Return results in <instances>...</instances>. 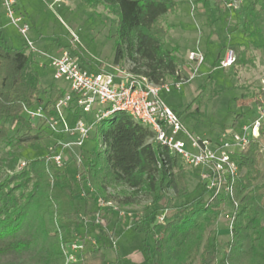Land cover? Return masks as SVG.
Wrapping results in <instances>:
<instances>
[{"label": "trees", "instance_id": "1", "mask_svg": "<svg viewBox=\"0 0 264 264\" xmlns=\"http://www.w3.org/2000/svg\"><path fill=\"white\" fill-rule=\"evenodd\" d=\"M83 1L90 6H103L115 18L113 65L128 61L133 65L129 69L132 74L153 83L176 76V50L164 49L165 30L159 26L162 17L176 12L173 0ZM261 8L264 11V0ZM254 13L252 7L255 18ZM33 55L24 44L18 50L0 40V140L9 139L6 121L23 125L25 131L14 140L19 148L33 147L47 138L64 140L62 135L53 138L39 124L32 128L33 123L23 114L24 108L36 105L47 110L64 94L57 84H41L32 69ZM259 95L264 102V91ZM257 103L262 107L260 139L250 140L237 157L239 178L233 184L230 201L210 194L204 198L205 191L180 206L167 223H156V210L135 217V224L142 225L154 238L152 251L144 245L146 264H264V172L260 168L264 103ZM112 116L108 125L96 131L102 149L95 151L82 168L91 195L111 201L104 196L107 183L132 192L143 191L153 205L168 190L180 200L188 199L180 159L160 144L148 141L152 133L127 114ZM49 156L25 161L22 168L0 182V264H66L63 246L70 241L69 236L73 238L71 234H75L83 217L71 181L52 165ZM120 204L128 206L130 201L124 199ZM222 204L232 207L231 239L219 258L217 233L211 227ZM163 211H168V207ZM105 258L100 246L86 247L78 264H105Z\"/></svg>", "mask_w": 264, "mask_h": 264}, {"label": "rangeland", "instance_id": "2", "mask_svg": "<svg viewBox=\"0 0 264 264\" xmlns=\"http://www.w3.org/2000/svg\"><path fill=\"white\" fill-rule=\"evenodd\" d=\"M16 1V15H23L29 27L28 37L34 43L32 69L43 86L65 85L62 81L54 82L49 66L52 58L63 51L70 52L80 64L89 68L110 69L113 66L116 21L106 8L97 4L90 6L83 0ZM173 1L177 5L176 12L168 13L159 23L165 30L164 49L176 50L177 58L176 76H167L165 81L170 84L182 79L184 83L179 90L172 88L170 93H161V99L175 109L185 130L200 139H213L224 131L238 130L241 125L251 123L258 117L257 101L262 99L259 92L264 89V11L261 0H228L230 8L227 0ZM255 1L258 3L253 5ZM252 7L255 18L251 14ZM0 25V40L8 47L21 49L23 40L1 7ZM191 51L201 52L205 56L204 63L197 65L190 61L188 55ZM230 51L234 53L235 62L224 67L222 62ZM121 67L129 70L133 65L126 61ZM92 118V114L84 116L88 122H92ZM112 118L95 124L82 147L64 151L65 163L60 171L71 181L83 217L74 235L84 239L87 249L100 246L106 257L105 264H146L144 245L152 251L154 238L142 225L135 224V217L156 210V223L164 224L171 221L182 208L180 206L199 197L200 193L207 192L204 198L210 193L200 177V170L183 166L186 192L190 195L186 200L178 199L172 190H168L153 205L150 196L143 191L132 192L124 186L105 183L104 196L110 197L111 201L107 202L112 205L103 207L98 204L100 198L91 195L82 168L95 151L102 149L96 131L108 125ZM73 122V117H69L70 127ZM32 123L31 127L35 129L37 121ZM5 125L10 133L9 139L0 140V182L6 175L22 168L25 161L46 156L55 143L47 138L33 147L23 145L19 148L14 140L25 131V127L10 121ZM179 138L187 140L185 133ZM63 139L65 143L76 140L67 135ZM262 154L260 168L264 172V149ZM124 199H128L130 205H121ZM167 207L168 211H163ZM96 212L101 217L98 226L92 220ZM231 213L230 204H222L211 227L217 233L219 258L231 239ZM161 215H164L162 223L157 219Z\"/></svg>", "mask_w": 264, "mask_h": 264}, {"label": "built area", "instance_id": "3", "mask_svg": "<svg viewBox=\"0 0 264 264\" xmlns=\"http://www.w3.org/2000/svg\"><path fill=\"white\" fill-rule=\"evenodd\" d=\"M228 2L227 7L230 8L231 3ZM16 4V0H0L5 17L16 27L29 52L33 53L34 43L28 37L29 27L22 14L16 15ZM188 59L201 65L205 56L199 51H191ZM234 62V53L230 51L226 54L222 66L227 67ZM49 66L54 82L62 81L65 84L59 86L64 91L63 96L47 110L42 105H36L24 108L23 114L31 122L37 121L36 125H41L53 136L67 135L76 138L75 142L70 143L56 139L49 148V161L54 167L64 166V151L71 150L72 147H82L96 123L120 112L147 128L152 133L150 142L165 147L170 154L177 156L184 166L200 170V177L210 195L224 196L229 201L232 199L233 184L239 178L237 157L250 140L260 139L262 107L259 106L258 117L251 123L241 125L238 130L224 131L213 139L204 140L188 133L174 109L160 97L161 93H170L172 88L179 90L184 83L182 79L170 84L165 80L153 83L121 66L93 69L80 64L68 51L52 58ZM260 101L264 103L262 99ZM88 114H92V122L84 119ZM70 116L75 118L71 127L68 124ZM181 133H185L186 141L179 138ZM78 163L82 162L78 160ZM98 202L103 207L112 205L111 202L105 203L101 199ZM99 215L96 212L92 219L97 226L101 219ZM157 219L162 223L164 215ZM63 250L66 264H78L85 250L84 239L74 235L64 244Z\"/></svg>", "mask_w": 264, "mask_h": 264}, {"label": "crops", "instance_id": "4", "mask_svg": "<svg viewBox=\"0 0 264 264\" xmlns=\"http://www.w3.org/2000/svg\"><path fill=\"white\" fill-rule=\"evenodd\" d=\"M97 205V204H96Z\"/></svg>", "mask_w": 264, "mask_h": 264}]
</instances>
